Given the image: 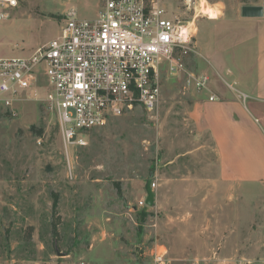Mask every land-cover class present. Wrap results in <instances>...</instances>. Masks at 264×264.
<instances>
[{
    "label": "rangeland",
    "instance_id": "obj_1",
    "mask_svg": "<svg viewBox=\"0 0 264 264\" xmlns=\"http://www.w3.org/2000/svg\"><path fill=\"white\" fill-rule=\"evenodd\" d=\"M18 1L0 24V49L10 55L29 54L55 38L72 8L95 16L100 2ZM255 2L160 0L192 25L196 51L178 74L161 73L153 111L137 106L113 117L83 133L84 145L65 147L58 115L43 101L0 105V264H264V183L219 180L211 135L191 113L198 91L187 83L188 71L206 72L207 90L219 93L234 83L225 66L237 60L253 65L255 50L234 43L231 28L202 10L212 7L220 18L227 6ZM199 40L226 79L210 72ZM257 125L264 135V122ZM153 178L159 184L155 203L141 207ZM56 195L62 222L55 240Z\"/></svg>",
    "mask_w": 264,
    "mask_h": 264
},
{
    "label": "built area",
    "instance_id": "obj_2",
    "mask_svg": "<svg viewBox=\"0 0 264 264\" xmlns=\"http://www.w3.org/2000/svg\"><path fill=\"white\" fill-rule=\"evenodd\" d=\"M18 3L0 0V24ZM186 27L188 22L160 0H100L93 17L72 8L58 35L44 46L15 55L0 49V105L14 109L28 99L43 101L58 115L65 147L84 145L86 131L137 106L148 111L157 107L161 73L178 74L184 70V59L196 51L193 28L185 35ZM187 75V83L196 90L209 89L208 73ZM158 185L151 179L154 193ZM138 204L148 206L146 192ZM157 260L163 261L162 254Z\"/></svg>",
    "mask_w": 264,
    "mask_h": 264
},
{
    "label": "crops",
    "instance_id": "obj_3",
    "mask_svg": "<svg viewBox=\"0 0 264 264\" xmlns=\"http://www.w3.org/2000/svg\"><path fill=\"white\" fill-rule=\"evenodd\" d=\"M251 6L264 9V0H256ZM232 7V10L226 7L223 17L219 18L217 13V17L208 18L223 22L221 26L227 24L231 28L228 32L235 35L234 43L253 48L255 62L251 67L245 60H237L238 65L225 66L226 74L234 77V83L226 85L219 93L197 90L191 113L198 128L211 135L218 154L220 181L264 183V135L257 125L264 122V15L250 11L252 15L246 16L244 6ZM198 50L208 60L210 72L215 71L222 80L226 79L219 73L225 74L221 64L205 53L200 40ZM234 70L240 74H233ZM238 84L244 90L237 89ZM213 94L216 99L210 100ZM248 99L252 100L251 106Z\"/></svg>",
    "mask_w": 264,
    "mask_h": 264
},
{
    "label": "trees",
    "instance_id": "obj_4",
    "mask_svg": "<svg viewBox=\"0 0 264 264\" xmlns=\"http://www.w3.org/2000/svg\"><path fill=\"white\" fill-rule=\"evenodd\" d=\"M243 8H244V14L246 16L252 15L250 13V11L251 12H254V11L257 12V11L261 10V7H255V6H251V5L244 6ZM247 12H249V13H247ZM52 212H53V219H52V223H51V229H52V234L56 240L57 237L59 236V225L62 222V216L59 212L58 195H56L54 197L53 204H52Z\"/></svg>",
    "mask_w": 264,
    "mask_h": 264
},
{
    "label": "water",
    "instance_id": "obj_5",
    "mask_svg": "<svg viewBox=\"0 0 264 264\" xmlns=\"http://www.w3.org/2000/svg\"><path fill=\"white\" fill-rule=\"evenodd\" d=\"M258 15H264V9L261 7V10H259ZM151 180H148L145 184V191H146V203L148 206H153L155 203V193L150 187Z\"/></svg>",
    "mask_w": 264,
    "mask_h": 264
},
{
    "label": "bare ground",
    "instance_id": "obj_6",
    "mask_svg": "<svg viewBox=\"0 0 264 264\" xmlns=\"http://www.w3.org/2000/svg\"><path fill=\"white\" fill-rule=\"evenodd\" d=\"M201 7V6H200ZM201 9V8H200ZM202 13H204L205 15H207V17H209V18H215V17H217V12L215 11V9L214 8H212V7H206L205 6V8L202 10ZM191 27H192V25H191ZM190 27V25H188V27H186L185 29H184V34L185 35H187V33H188V29H190L191 28Z\"/></svg>",
    "mask_w": 264,
    "mask_h": 264
}]
</instances>
